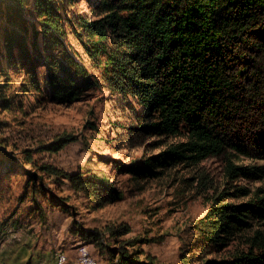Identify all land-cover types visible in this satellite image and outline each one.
Wrapping results in <instances>:
<instances>
[{
    "label": "trees",
    "instance_id": "16d2710c",
    "mask_svg": "<svg viewBox=\"0 0 264 264\" xmlns=\"http://www.w3.org/2000/svg\"><path fill=\"white\" fill-rule=\"evenodd\" d=\"M72 1L0 0V62L16 65L21 59L26 66L17 93L4 95L0 89V109L12 108L17 97L22 110V97L31 88L39 99L66 105L91 90H109L129 112L124 123L112 125L119 126L120 139L150 150L138 161L117 165L132 179L194 168L208 157L225 161L226 186L208 198L206 212L190 226L188 248L176 264H264L259 227L264 184L252 191L233 183L240 177L263 180L264 163L235 164L232 158L264 160V0H85L87 9L77 13L68 8ZM69 24L79 45L75 51L63 43ZM47 47L58 49L57 55L47 54ZM87 126L96 129L94 122ZM76 140L64 133L43 149L58 150ZM32 158L26 153L23 164L33 163ZM51 176L67 178L96 207L121 198L106 176L69 173L51 163L31 170L30 193L44 189L36 185L38 179ZM185 180L197 191L214 189L197 172ZM63 201L57 204L64 207ZM75 228L82 237L97 239L94 229ZM127 231L122 226L112 234ZM239 240L244 247L227 257L202 261ZM103 248L111 264H153L138 260L137 251L129 255L123 244Z\"/></svg>",
    "mask_w": 264,
    "mask_h": 264
},
{
    "label": "rangeland",
    "instance_id": "374dc122",
    "mask_svg": "<svg viewBox=\"0 0 264 264\" xmlns=\"http://www.w3.org/2000/svg\"><path fill=\"white\" fill-rule=\"evenodd\" d=\"M68 8L77 13L87 9L86 1L73 0ZM33 19L34 16L29 18ZM63 43L67 50L79 49L70 30ZM46 53L55 56L58 49L47 47ZM82 60L90 73L96 72L83 57ZM37 70L41 77L45 74L44 65L37 66ZM25 75L26 66L21 59L16 65L6 59L0 62L2 94L17 93ZM39 94L33 88L26 92L22 97V110L17 97L12 108L0 109V264H58V254L75 264L78 251L86 248L96 264H111L103 245L118 247L121 244L129 255L137 251L140 261L178 263L181 251L189 245L190 226L206 212L210 204L208 198L226 186L225 161L221 157H208L194 168L179 166L157 178L134 180L117 165L138 161L150 150L149 147L144 150L143 146L129 147L120 139L119 126L112 125L124 123L129 112L127 107H120L114 94L104 88L95 89L69 105L56 103L49 97L39 99ZM89 122H94L96 129H89ZM64 133L76 135L77 140L58 150L43 149ZM26 153H32L33 163L23 164ZM232 158L235 164L264 163V160L237 154ZM41 163H51L69 173L104 175L119 190L121 198L96 207L89 197L72 189L67 178L55 176L38 179L36 185L44 189L38 188L39 191L31 194L29 173ZM195 172L209 178L214 189L197 191L195 183L185 180ZM233 183L253 191L264 184V179L252 181L240 177ZM61 198L64 207L57 204ZM243 199L246 198L236 200ZM76 225L94 229L97 239H86L73 232L77 230ZM122 226L128 231L114 236L112 231ZM259 227L264 231V223ZM242 247V240L234 241L202 261L227 257Z\"/></svg>",
    "mask_w": 264,
    "mask_h": 264
},
{
    "label": "built area",
    "instance_id": "2783aa9c",
    "mask_svg": "<svg viewBox=\"0 0 264 264\" xmlns=\"http://www.w3.org/2000/svg\"><path fill=\"white\" fill-rule=\"evenodd\" d=\"M56 256L62 257V255ZM74 261L75 264H96L94 258L90 255V252L87 248L85 250L78 251Z\"/></svg>",
    "mask_w": 264,
    "mask_h": 264
},
{
    "label": "bare ground",
    "instance_id": "6f19581e",
    "mask_svg": "<svg viewBox=\"0 0 264 264\" xmlns=\"http://www.w3.org/2000/svg\"><path fill=\"white\" fill-rule=\"evenodd\" d=\"M59 255V254H58ZM66 258V257H65ZM63 256L62 257H60L59 259H58V264H70V263H68L67 261H66V259H65ZM73 262H75V261H73Z\"/></svg>",
    "mask_w": 264,
    "mask_h": 264
}]
</instances>
